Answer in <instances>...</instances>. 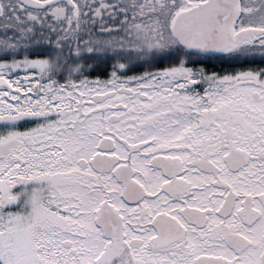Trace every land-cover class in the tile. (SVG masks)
<instances>
[{
  "label": "snow or ice",
  "instance_id": "snow-or-ice-1",
  "mask_svg": "<svg viewBox=\"0 0 264 264\" xmlns=\"http://www.w3.org/2000/svg\"><path fill=\"white\" fill-rule=\"evenodd\" d=\"M0 264H264V0H0Z\"/></svg>",
  "mask_w": 264,
  "mask_h": 264
}]
</instances>
